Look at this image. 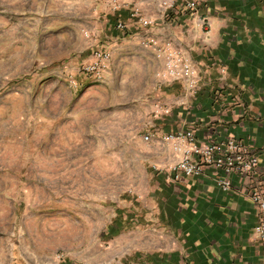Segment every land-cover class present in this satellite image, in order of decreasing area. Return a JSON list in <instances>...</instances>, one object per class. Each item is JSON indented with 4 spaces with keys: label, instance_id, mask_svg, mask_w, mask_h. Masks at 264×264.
<instances>
[{
    "label": "crops",
    "instance_id": "obj_1",
    "mask_svg": "<svg viewBox=\"0 0 264 264\" xmlns=\"http://www.w3.org/2000/svg\"><path fill=\"white\" fill-rule=\"evenodd\" d=\"M133 1L150 26L132 18L131 9L112 11L103 0H47L45 14L91 23L84 28L94 35L90 54L109 51L105 77L142 91L149 116L137 131L152 138L142 142L138 157L143 185L126 193L125 208L105 226L96 256L62 264H263V246L253 236L258 213L251 194L264 190V0H209L196 13H165L154 0ZM43 4L0 0V39L8 7L13 17L21 13L14 8L39 16L33 8ZM119 21L125 31L115 29ZM148 35L183 52L197 72L196 90L159 77L160 61L140 44ZM180 130L192 131L202 145L242 143L258 159L255 173L208 166L199 177L174 181L170 168L177 156L159 138ZM218 181L231 187L223 191Z\"/></svg>",
    "mask_w": 264,
    "mask_h": 264
},
{
    "label": "rangeland",
    "instance_id": "obj_2",
    "mask_svg": "<svg viewBox=\"0 0 264 264\" xmlns=\"http://www.w3.org/2000/svg\"><path fill=\"white\" fill-rule=\"evenodd\" d=\"M47 5L33 8L39 16L8 7L1 33L0 264L96 256L126 193L143 185L142 91L79 74L91 23L47 15Z\"/></svg>",
    "mask_w": 264,
    "mask_h": 264
},
{
    "label": "built area",
    "instance_id": "obj_3",
    "mask_svg": "<svg viewBox=\"0 0 264 264\" xmlns=\"http://www.w3.org/2000/svg\"><path fill=\"white\" fill-rule=\"evenodd\" d=\"M158 7L165 13L168 12H189L196 13L201 6L206 5L209 0H154ZM107 7L112 11L131 9V17L136 19L143 27L152 24L149 18L143 17L134 8L133 0H103ZM118 31H125L127 25L119 21L115 25ZM84 36L90 38L86 31ZM140 44L150 48L155 54V58L161 63L159 77L170 82H184L189 84L192 90H196L197 72L183 52L170 41L159 43L153 36H145ZM111 62V54L107 50H94L89 59L81 63L78 73L90 78L94 82H102L108 72ZM69 84L72 88H77L76 80L70 79ZM159 107L155 113L159 112ZM163 109V108H162ZM165 114L167 109H163ZM152 140L149 134L142 135V141L146 144ZM161 144L168 145L172 152L177 156L176 161L171 166V176L174 181L181 178L199 177L205 167H213L228 174L252 175L258 165V159L253 155L249 148L240 142L229 141L227 143H208L199 144L196 142L194 134L190 130H180L169 133L159 138ZM215 185L221 190L226 191L231 187L229 181H218ZM252 201L256 204L258 220L253 228L254 238L263 246L264 264V190L251 194Z\"/></svg>",
    "mask_w": 264,
    "mask_h": 264
}]
</instances>
